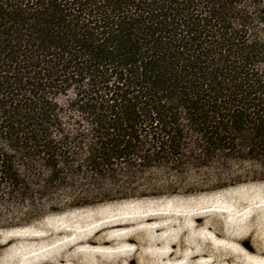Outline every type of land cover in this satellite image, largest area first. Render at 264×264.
I'll use <instances>...</instances> for the list:
<instances>
[{"label":"trees","instance_id":"obj_1","mask_svg":"<svg viewBox=\"0 0 264 264\" xmlns=\"http://www.w3.org/2000/svg\"><path fill=\"white\" fill-rule=\"evenodd\" d=\"M261 182L264 0H0V231Z\"/></svg>","mask_w":264,"mask_h":264},{"label":"rangeland","instance_id":"obj_2","mask_svg":"<svg viewBox=\"0 0 264 264\" xmlns=\"http://www.w3.org/2000/svg\"><path fill=\"white\" fill-rule=\"evenodd\" d=\"M0 264H264V182L47 215L0 231Z\"/></svg>","mask_w":264,"mask_h":264}]
</instances>
